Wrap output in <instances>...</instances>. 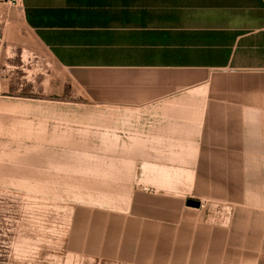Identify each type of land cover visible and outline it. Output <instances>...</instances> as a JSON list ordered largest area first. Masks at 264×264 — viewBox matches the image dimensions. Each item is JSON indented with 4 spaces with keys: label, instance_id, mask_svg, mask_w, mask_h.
I'll use <instances>...</instances> for the list:
<instances>
[{
    "label": "crops",
    "instance_id": "1",
    "mask_svg": "<svg viewBox=\"0 0 264 264\" xmlns=\"http://www.w3.org/2000/svg\"><path fill=\"white\" fill-rule=\"evenodd\" d=\"M8 11L64 73L62 92L37 101L38 131L133 157V213L79 218L72 243L139 262L167 250L172 264L264 259V0H20ZM178 195L204 206L186 210Z\"/></svg>",
    "mask_w": 264,
    "mask_h": 264
},
{
    "label": "rangeland",
    "instance_id": "2",
    "mask_svg": "<svg viewBox=\"0 0 264 264\" xmlns=\"http://www.w3.org/2000/svg\"><path fill=\"white\" fill-rule=\"evenodd\" d=\"M12 7L0 1V264H172L170 250L162 262H139L101 256L97 247L85 252L79 237L81 243L71 242L77 239L73 234L80 219V225L92 223L93 216L103 223L104 216L133 213L134 190L125 187L134 179L133 157L102 155L114 149L96 139L87 146L84 137L73 149V137L49 140L50 133L38 131L36 117L43 113L37 101L62 92L64 73L19 21L11 19ZM49 142L62 146L48 148ZM153 190L144 191L170 195ZM179 195L172 198H179L183 208H197L188 201L198 199ZM202 209L214 210L208 205ZM195 263L193 259L189 264Z\"/></svg>",
    "mask_w": 264,
    "mask_h": 264
},
{
    "label": "built area",
    "instance_id": "3",
    "mask_svg": "<svg viewBox=\"0 0 264 264\" xmlns=\"http://www.w3.org/2000/svg\"><path fill=\"white\" fill-rule=\"evenodd\" d=\"M1 2L8 3L10 5L16 6L20 3V0H0Z\"/></svg>",
    "mask_w": 264,
    "mask_h": 264
},
{
    "label": "water",
    "instance_id": "4",
    "mask_svg": "<svg viewBox=\"0 0 264 264\" xmlns=\"http://www.w3.org/2000/svg\"><path fill=\"white\" fill-rule=\"evenodd\" d=\"M188 204L192 205V206H196V207L200 206V202L199 201H195V200H189Z\"/></svg>",
    "mask_w": 264,
    "mask_h": 264
}]
</instances>
